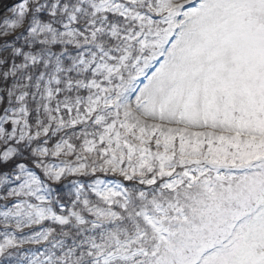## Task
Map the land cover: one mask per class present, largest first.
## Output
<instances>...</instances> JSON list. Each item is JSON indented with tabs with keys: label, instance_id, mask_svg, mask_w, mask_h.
Instances as JSON below:
<instances>
[{
	"label": "snow or ice",
	"instance_id": "1",
	"mask_svg": "<svg viewBox=\"0 0 264 264\" xmlns=\"http://www.w3.org/2000/svg\"><path fill=\"white\" fill-rule=\"evenodd\" d=\"M0 264H264V0H0Z\"/></svg>",
	"mask_w": 264,
	"mask_h": 264
},
{
	"label": "water",
	"instance_id": "2",
	"mask_svg": "<svg viewBox=\"0 0 264 264\" xmlns=\"http://www.w3.org/2000/svg\"><path fill=\"white\" fill-rule=\"evenodd\" d=\"M16 2V0H12L10 3H15Z\"/></svg>",
	"mask_w": 264,
	"mask_h": 264
},
{
	"label": "rangeland",
	"instance_id": "3",
	"mask_svg": "<svg viewBox=\"0 0 264 264\" xmlns=\"http://www.w3.org/2000/svg\"><path fill=\"white\" fill-rule=\"evenodd\" d=\"M7 1V0H6Z\"/></svg>",
	"mask_w": 264,
	"mask_h": 264
}]
</instances>
